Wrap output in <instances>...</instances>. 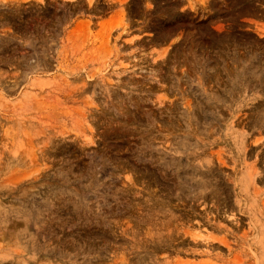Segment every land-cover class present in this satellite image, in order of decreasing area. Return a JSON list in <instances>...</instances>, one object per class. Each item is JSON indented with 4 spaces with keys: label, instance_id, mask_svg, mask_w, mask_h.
Returning a JSON list of instances; mask_svg holds the SVG:
<instances>
[{
    "label": "rangeland",
    "instance_id": "1",
    "mask_svg": "<svg viewBox=\"0 0 264 264\" xmlns=\"http://www.w3.org/2000/svg\"><path fill=\"white\" fill-rule=\"evenodd\" d=\"M0 264H264V0H0Z\"/></svg>",
    "mask_w": 264,
    "mask_h": 264
}]
</instances>
